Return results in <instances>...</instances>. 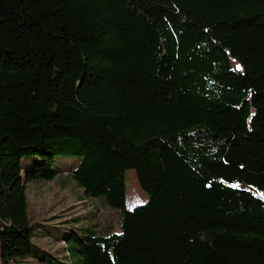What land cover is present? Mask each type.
I'll list each match as a JSON object with an SVG mask.
<instances>
[{
  "label": "trees",
  "instance_id": "16d2710c",
  "mask_svg": "<svg viewBox=\"0 0 264 264\" xmlns=\"http://www.w3.org/2000/svg\"><path fill=\"white\" fill-rule=\"evenodd\" d=\"M57 155L121 212L61 259L24 223ZM0 264H264V0H0Z\"/></svg>",
  "mask_w": 264,
  "mask_h": 264
},
{
  "label": "rangeland",
  "instance_id": "374dc122",
  "mask_svg": "<svg viewBox=\"0 0 264 264\" xmlns=\"http://www.w3.org/2000/svg\"><path fill=\"white\" fill-rule=\"evenodd\" d=\"M38 160L39 156L27 155L22 157L21 164L27 167ZM78 162L77 157L66 159L57 155L53 165L56 175L51 181L36 180L25 185L24 223L32 229V241L40 255L44 252L57 259L66 256L64 243L72 231L81 233L93 228L103 235L120 232L121 212L109 208L102 198H85L68 173ZM124 182L125 211L147 204L148 195L138 186L134 170L125 172Z\"/></svg>",
  "mask_w": 264,
  "mask_h": 264
},
{
  "label": "crops",
  "instance_id": "0c3cea01",
  "mask_svg": "<svg viewBox=\"0 0 264 264\" xmlns=\"http://www.w3.org/2000/svg\"><path fill=\"white\" fill-rule=\"evenodd\" d=\"M103 235V234H102Z\"/></svg>",
  "mask_w": 264,
  "mask_h": 264
}]
</instances>
